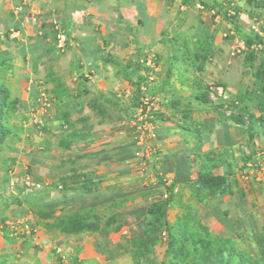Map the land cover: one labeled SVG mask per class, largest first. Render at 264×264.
<instances>
[{
    "label": "rangeland",
    "instance_id": "obj_1",
    "mask_svg": "<svg viewBox=\"0 0 264 264\" xmlns=\"http://www.w3.org/2000/svg\"><path fill=\"white\" fill-rule=\"evenodd\" d=\"M185 1L169 7L152 81L141 65H115L109 91L94 97L57 94L58 82L41 76L25 81L35 87L33 97L23 93L27 109L8 96L16 102L0 122V264H264V98L254 69L264 61L254 39L264 31V0ZM245 15L249 25L235 29ZM253 54L251 66L244 59ZM41 92L47 106L36 101ZM228 116L244 120L231 145L203 147L206 133L219 144L235 125ZM26 175L43 188L10 187ZM201 175L228 176L232 195H214ZM234 199L247 205L238 226Z\"/></svg>",
    "mask_w": 264,
    "mask_h": 264
},
{
    "label": "crops",
    "instance_id": "obj_2",
    "mask_svg": "<svg viewBox=\"0 0 264 264\" xmlns=\"http://www.w3.org/2000/svg\"><path fill=\"white\" fill-rule=\"evenodd\" d=\"M159 1L0 0V85L6 88L8 96L19 102L24 97L27 99L24 92L31 91L26 95L34 96L35 87L31 86L30 90V86H24L25 81L32 76L35 79L41 76L44 83L57 81L59 87L55 93L64 88L66 95L74 97L75 101L94 97L96 89H101L99 93L108 92V85L113 80L109 73L112 66H140L142 57L160 48L159 34L169 25L173 16L169 7L172 3H179V0H166L168 5L165 8L161 6V9ZM201 2L216 6L210 0ZM16 7L19 8L18 12L15 11ZM31 19H35L36 24H32ZM53 19L63 25L68 37L63 50L53 36ZM246 20L245 15L243 23L236 24L235 29L244 31L249 25ZM253 24L250 23V27ZM14 29L19 31L18 39L9 38L10 31ZM258 35V38L262 37L261 49H264V31ZM254 39L258 43L257 38ZM19 82L22 91H11L8 84ZM17 105L26 109L28 107L24 100ZM237 126L227 128L226 132L223 127L224 136H220L219 144L212 138L213 133H206L202 146L210 150L231 145L233 135L241 132ZM228 208L232 214L237 210L240 214L233 216L235 225H241L242 220L246 223L248 218L244 216L243 210H246L247 205L234 199L232 208Z\"/></svg>",
    "mask_w": 264,
    "mask_h": 264
},
{
    "label": "built area",
    "instance_id": "obj_3",
    "mask_svg": "<svg viewBox=\"0 0 264 264\" xmlns=\"http://www.w3.org/2000/svg\"><path fill=\"white\" fill-rule=\"evenodd\" d=\"M195 8L198 11H205L206 10L211 15H215V10L213 8H211V9L207 8L206 9V7L199 2L197 4H195ZM18 9L19 8L16 7L15 11L18 12ZM31 22H32V24H36L35 19H31ZM51 29H52L55 41L58 43L61 50L65 49L67 41H68V37H67V34L63 28V25L58 20L53 19V20H51ZM251 30L254 32H257L256 23H254L251 26ZM230 34H232V33H230ZM19 36H20V34H19L18 30L14 29V30L10 31V34H9L10 39H18ZM258 47L262 48V45L258 44ZM234 48L236 49L237 53H243L247 50V48L245 46V42L243 40H236L235 44H234ZM139 63L144 69H146V75L144 76V79L152 81L154 79V71H155L154 68L157 64L156 59L154 57V54L150 53V54L145 55L144 57L141 58ZM214 90H215L214 92L216 93L217 97L221 98V100H224L227 98V95L224 92L222 87H216ZM44 96H45V93L41 92L36 101H37V103H41L43 106H47L48 105L46 103L47 98H46V96L45 97ZM144 155H147V152H145V154L142 152L141 156H144ZM9 185H10V187L13 185L21 187L23 195L33 194L34 192H37L43 188V186L39 182L33 181L27 175L20 178V180H16V184H15V182L14 183L10 182ZM56 253L59 255L60 259L65 258V256H63V253L61 251L56 250Z\"/></svg>",
    "mask_w": 264,
    "mask_h": 264
},
{
    "label": "trees",
    "instance_id": "obj_4",
    "mask_svg": "<svg viewBox=\"0 0 264 264\" xmlns=\"http://www.w3.org/2000/svg\"><path fill=\"white\" fill-rule=\"evenodd\" d=\"M182 3L185 4L186 1L182 0ZM258 43L262 44V41L260 38H258ZM248 46H250L252 44L251 40H249L248 42ZM255 54L248 56V58L246 57L244 60L250 61V65L254 66L255 60H256ZM255 69V78H256V89L258 92H260L264 98V61L263 60H259L257 61V64L254 67ZM8 92L6 90V88L3 85H0V122L1 120V113H3V111H7V110H12L14 109L15 106V102L16 100H11L8 101ZM196 99L200 102H202L203 104H208L209 100L207 98L206 95H197ZM227 120H231L235 123V125H240V126H244V120L242 117L239 116H228ZM2 123V122H1ZM1 126V125H0ZM0 130L5 131V127L2 125L0 127ZM200 181H202V183L207 186V187H212L213 193L216 196L222 195V194H227V195H232L233 192V180H229L228 176H212V175H201L200 176ZM43 212L39 213V218H44V217H49L50 215L47 213L43 216L42 214ZM163 213H164V209H163ZM165 214V213H164ZM163 214V219L165 218ZM66 217V216H65ZM56 219H60L58 221L62 222V218H56ZM67 219V218H66ZM69 222H72L73 225L77 224L79 222V219H68ZM163 226H167V223L164 221ZM83 229H88V228H82V229H73L72 233L74 232H79Z\"/></svg>",
    "mask_w": 264,
    "mask_h": 264
}]
</instances>
